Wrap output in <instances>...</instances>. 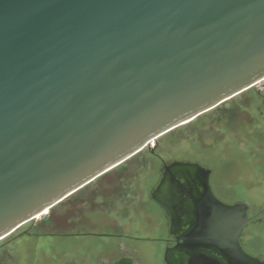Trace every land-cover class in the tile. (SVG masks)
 Instances as JSON below:
<instances>
[{
	"label": "water",
	"instance_id": "1",
	"mask_svg": "<svg viewBox=\"0 0 264 264\" xmlns=\"http://www.w3.org/2000/svg\"><path fill=\"white\" fill-rule=\"evenodd\" d=\"M262 80L264 0H0V242ZM193 167L191 240L264 264Z\"/></svg>",
	"mask_w": 264,
	"mask_h": 264
},
{
	"label": "rangeland",
	"instance_id": "2",
	"mask_svg": "<svg viewBox=\"0 0 264 264\" xmlns=\"http://www.w3.org/2000/svg\"><path fill=\"white\" fill-rule=\"evenodd\" d=\"M151 152L165 160L197 161L212 169V181L221 197L245 202L250 206V215L257 213L264 220V86L259 85L158 138L46 216L22 226L0 242V264H66L67 256L76 259L78 254H87L95 240L71 241L65 236L85 232L91 223L93 227L99 223L103 210H91L101 208L100 203L109 200L107 197L116 190L129 195L127 199L115 198L120 211L138 205L131 213L137 235L155 236L154 226L161 213L147 193L156 180L159 162L149 157ZM92 195L96 197L90 199ZM257 230L253 244L263 252L264 224ZM149 252H145L144 259L153 264ZM157 262L162 264L159 258Z\"/></svg>",
	"mask_w": 264,
	"mask_h": 264
},
{
	"label": "flooded vegetation",
	"instance_id": "3",
	"mask_svg": "<svg viewBox=\"0 0 264 264\" xmlns=\"http://www.w3.org/2000/svg\"><path fill=\"white\" fill-rule=\"evenodd\" d=\"M149 157L159 162L156 180L147 193V198L154 202L161 213L160 220L154 226L156 235L152 237L149 236L150 234L140 232L137 235L132 226L131 213L138 208V205L126 206L120 211L118 199L115 198L126 196L127 199L129 195L116 190L114 194L111 193L113 196L107 197L109 200L100 203L101 208L96 206L91 210L98 213L99 210H103L104 213H99L103 215L99 223H95L94 227L93 223L87 224L89 227L85 232L70 233L65 236L71 241L78 239L96 241L95 244L92 243L87 254H78L76 259L71 255L67 256L66 264H148L144 256L145 252L150 253L149 251H152L150 261L153 264H158V258L162 264H232L226 254L213 243L191 240L197 228L196 208L204 195L203 178L193 165L209 172L207 181L216 200L229 206L245 202L231 201L221 197L212 181L213 170L200 165L197 161H169L153 152L149 154ZM226 191L229 190L225 189ZM95 197L92 195L90 199ZM106 201L110 202V205L106 204ZM116 202L117 205H115ZM247 206L248 221L241 230L238 242L245 254L264 262V251H260L253 244L257 238V229L264 224V220L257 213L250 215V206L248 204ZM250 226L253 227L249 232ZM25 234L32 236V233Z\"/></svg>",
	"mask_w": 264,
	"mask_h": 264
},
{
	"label": "bare ground",
	"instance_id": "4",
	"mask_svg": "<svg viewBox=\"0 0 264 264\" xmlns=\"http://www.w3.org/2000/svg\"><path fill=\"white\" fill-rule=\"evenodd\" d=\"M153 143H154V142H151L149 145H151V144H153ZM149 145H148V146H149ZM47 212H48V211H45L43 214H46ZM39 217H41V216H40V215L37 216L36 219L39 218Z\"/></svg>",
	"mask_w": 264,
	"mask_h": 264
},
{
	"label": "built area",
	"instance_id": "5",
	"mask_svg": "<svg viewBox=\"0 0 264 264\" xmlns=\"http://www.w3.org/2000/svg\"><path fill=\"white\" fill-rule=\"evenodd\" d=\"M259 85H263L264 86V80H262L259 84H257L255 87L259 86Z\"/></svg>",
	"mask_w": 264,
	"mask_h": 264
}]
</instances>
